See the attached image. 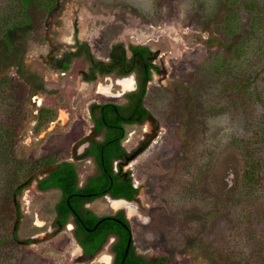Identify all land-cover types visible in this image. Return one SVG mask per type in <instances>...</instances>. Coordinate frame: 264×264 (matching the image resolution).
Returning a JSON list of instances; mask_svg holds the SVG:
<instances>
[{
    "label": "rangeland",
    "instance_id": "rangeland-1",
    "mask_svg": "<svg viewBox=\"0 0 264 264\" xmlns=\"http://www.w3.org/2000/svg\"><path fill=\"white\" fill-rule=\"evenodd\" d=\"M213 4L214 0H62L53 18L35 14L38 23L26 44L27 69L43 77L47 91L32 96L26 92L18 99L9 94L0 98V122L16 136V156L25 162L52 155L58 161L75 160L83 183L95 172L93 161L84 156L87 139L93 135L91 106L124 104L125 94L136 88V79L135 75L108 76L86 83L82 79L88 70L85 59H76L70 70L62 73L50 64L52 58L75 50L78 41L87 42L101 60H108L116 44L145 45L153 51L161 70L154 74L146 99L151 118L143 125L129 126L123 142L129 152L136 154L125 170H131L135 185L141 187L140 197L121 207L103 198L89 208L98 215L124 209L137 250L166 258L165 264H209L212 240L203 235L219 216L211 200L215 198L221 204L229 200L219 192L224 176H213L212 182L210 177L202 179L204 157L196 154L189 163L182 162L187 118L177 116L179 111L196 114L190 102L185 104L190 98L186 88L210 82L204 78L205 69L214 54L222 53L218 40L222 34L216 21L225 8L214 14ZM11 7L12 0H0V18ZM263 68L257 63L253 69V89L260 97L247 115L253 124L264 120ZM4 76L11 78L14 86L20 83L14 69ZM40 108L52 110L56 116L36 132ZM232 115L210 120V130L255 135L254 127L247 124L249 120L244 122L242 117ZM223 160L233 161L240 170L241 153L229 142L218 155L217 161L222 164ZM3 175L0 192L5 184ZM59 199L60 192H40L35 182L24 191L20 198L24 217L17 245L8 247L2 242L11 233L13 223L0 220V251L8 256L0 264H109L107 249L93 262L84 261L72 226L62 230L55 225ZM220 231L230 244L227 258L264 264V256L259 262L257 250L246 234L223 224ZM28 240L32 241L30 245L26 244Z\"/></svg>",
    "mask_w": 264,
    "mask_h": 264
},
{
    "label": "trees",
    "instance_id": "trees-1",
    "mask_svg": "<svg viewBox=\"0 0 264 264\" xmlns=\"http://www.w3.org/2000/svg\"><path fill=\"white\" fill-rule=\"evenodd\" d=\"M61 3L62 0H12L11 10L0 18V98L5 95L7 98L9 94L18 99L26 92L32 96L47 91L43 77L27 69L26 44L38 23L35 14L44 13L50 18ZM213 7L214 14L225 8L216 21L222 34L218 38L222 53L214 54L205 69L204 78L210 82L191 84L192 88H186L190 98L185 104L190 102L191 110L196 114L192 116L190 111L177 113V116L187 118L183 132L185 150L181 160L189 163L196 154H200L206 160L202 179L210 177L212 182L213 176H224L219 192L229 200L223 204L215 198L211 200L219 216L203 235L212 240L209 242L213 250L209 264H245L243 260L235 262L226 257L230 244L226 234L220 231L222 224L246 234L254 244L260 262L264 256V120L259 119L260 122L253 124L247 115L260 98L253 89L255 82L252 77L257 63L264 65V0H214ZM247 16L249 20L245 21ZM81 58L88 64V70L82 76L84 82L93 83L108 76L126 78L135 75L136 88L125 94L124 104L91 106L95 135L87 152L95 163L96 172L83 186H80L75 162L58 161L53 155L35 162L20 160L15 153L16 136L0 122V174L5 177L0 192V220L9 225L13 223L11 233L2 242L8 243V247L20 242L19 229L24 217L20 198L36 181L41 192L60 191L61 197L55 207L56 224L65 228L74 218V235L86 253L95 257L114 235L120 241L125 240L123 244L117 243L115 250L120 253L118 264H126L129 260L124 252L132 229L125 211L121 210L114 216H98L85 205L105 196L131 202L139 195L140 189L135 187L131 171L125 170L131 163V155L123 147V142L129 126L142 125L150 119L146 99L154 74L160 73L161 68L154 61L153 51L145 45L126 47L116 44L108 60H101L93 54L87 42L79 41L75 50L53 57L50 64L57 71L66 73L73 62ZM12 69L20 82L16 86L11 78L4 76ZM232 114L242 117L244 122L249 120L247 124L254 127L255 135L247 137L229 135L224 130H210V120ZM55 116L54 111L40 108L36 132L53 121ZM227 142L241 153L240 170L235 168L233 161L223 160L222 164L217 161ZM31 242L28 240L26 244ZM2 252L0 260L5 261L8 256H3Z\"/></svg>",
    "mask_w": 264,
    "mask_h": 264
},
{
    "label": "flooded vegetation",
    "instance_id": "flooded-vegetation-1",
    "mask_svg": "<svg viewBox=\"0 0 264 264\" xmlns=\"http://www.w3.org/2000/svg\"><path fill=\"white\" fill-rule=\"evenodd\" d=\"M151 118V117H150ZM150 120V119H149ZM148 120V121H149ZM147 121V122H148ZM147 122H145V123H147ZM144 123V124H145ZM93 124V123H92ZM143 125V124H142ZM93 129V128H92ZM93 131V135L90 137V138H88L87 139V143H88V147H87V149L90 147V145H91V139L94 137V135H95V132H94V130H92ZM123 147L125 148V146H124V144H123ZM87 149H86V151H85V154H84V156H86L87 158H90L92 161H93V159H92V157H90L89 155H88V152H87ZM126 149V148H125ZM126 151L131 155L129 158H130V162H132L133 160H134V158H133V156L135 155V152H133V153H131V152H129L127 149H126ZM128 158V159H129ZM131 158H133V159H131ZM67 161H69V160H67ZM71 161V160H70ZM71 162H75L76 163V161L74 160V161H71ZM93 163H94V161H93ZM131 163H129V165H130ZM94 165H95V163H94ZM118 165V162L116 163V166ZM129 165H127L126 167H128ZM125 167V168H126ZM128 171H131V170H128ZM95 172H96V166H95ZM95 172H94V174H95ZM132 173V172H131ZM94 174H92V175H90L83 183L81 182V180H80V186H83L85 183H86V181L91 177V176H93ZM131 176L133 177V174H131ZM80 177V176H79ZM134 180V179H133ZM36 184H37V182L36 181H34ZM134 185H135V180H134ZM135 187L136 188H139L140 189V193H139V195L137 196V198L134 200V201H131V202H129V201H126V200H124V199H118V200H115V199H112L110 196H105V197H102V198H99V199H97V200H95V201H93V202H91V203H87L86 205H85V208H88V209H90L89 208V205H91L92 203H94V202H96V201H98V200H100V199H103V198H108V199H111L112 201H125V202H127V203H133V202H135V201H137L138 200V198L140 197V194H141V187L140 186H137V185H135ZM37 188H38V186H37ZM39 190V189H38ZM40 191V190H39ZM52 191H57V190H52ZM41 192V191H40ZM49 192V191H48ZM58 192H60V191H58ZM60 197H61V193H60ZM91 210V209H90ZM121 210H123V211H125L124 209H119V210H117V211H115L114 213H112V214H109V215H98V214H96L94 211V213L96 214V215H98V216H114V215H116L119 211H121ZM55 212H56V209H55ZM125 215H126V211H125ZM126 218H127V215H126ZM127 220H128V218H127ZM129 221V220H128ZM130 223V222H129ZM55 225L56 226H58L59 228H61L62 230H64V229H66V227L67 226H69V225H71L72 226V234H73V236H74V238H75V240H76V242H77V245L79 246V248L81 249V255H82V258H83V260L84 261H86V262H93L99 255H101L104 251H105V249H107V255L109 256V264H118V258H119V255H120V253H116V247H118L117 246V243L118 244H123L124 242H125V240H121L120 241V239L117 237V236H111L110 238H109V240H108V242H107V244L105 245V247H104V249L98 254V255H96L95 257H93L91 254H88V253H86L85 252V250H84V248L78 243V241H77V239H76V237H75V235H74V230H75V223H74V218L73 219H71V221H69V223L65 226V228H62L61 227V225H59V224H56V218H55ZM130 226H131V224H130ZM131 229H132V226H131ZM127 246H126V251L124 252L125 254H126V257H128V262H126V264H165V262L167 261V259L166 258H163V257H155V256H151V255H148L146 252H141V251H138L137 250V248H136V246H135V240H134V237H133V229H132V236H131V238L128 240V242H127V244H126Z\"/></svg>",
    "mask_w": 264,
    "mask_h": 264
},
{
    "label": "bare ground",
    "instance_id": "bare-ground-1",
    "mask_svg": "<svg viewBox=\"0 0 264 264\" xmlns=\"http://www.w3.org/2000/svg\"><path fill=\"white\" fill-rule=\"evenodd\" d=\"M127 202L125 201H114L116 207L124 206Z\"/></svg>",
    "mask_w": 264,
    "mask_h": 264
},
{
    "label": "water",
    "instance_id": "water-1",
    "mask_svg": "<svg viewBox=\"0 0 264 264\" xmlns=\"http://www.w3.org/2000/svg\"><path fill=\"white\" fill-rule=\"evenodd\" d=\"M55 14H56V11H54V12L52 13L51 18H53ZM135 157H136V154L133 156V158H135ZM133 158H131V159H133ZM44 172H45V171H44Z\"/></svg>",
    "mask_w": 264,
    "mask_h": 264
},
{
    "label": "crops",
    "instance_id": "crops-1",
    "mask_svg": "<svg viewBox=\"0 0 264 264\" xmlns=\"http://www.w3.org/2000/svg\"><path fill=\"white\" fill-rule=\"evenodd\" d=\"M106 256H108V255H106ZM108 258H109V256H108Z\"/></svg>",
    "mask_w": 264,
    "mask_h": 264
}]
</instances>
